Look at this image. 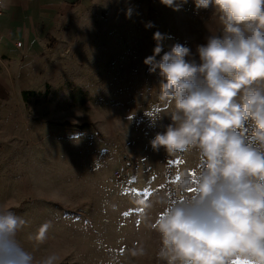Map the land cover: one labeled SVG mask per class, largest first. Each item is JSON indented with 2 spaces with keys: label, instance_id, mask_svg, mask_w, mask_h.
Segmentation results:
<instances>
[{
  "label": "rangeland",
  "instance_id": "rangeland-1",
  "mask_svg": "<svg viewBox=\"0 0 264 264\" xmlns=\"http://www.w3.org/2000/svg\"><path fill=\"white\" fill-rule=\"evenodd\" d=\"M70 17L77 27L67 31L76 35L48 39L29 88L34 94L13 121L19 135L5 134L1 143L19 146V178L50 200L42 222L56 227L45 232L44 247L58 255L57 264H164L150 226L157 198L173 196L177 176L194 168L197 156L152 150L149 141L171 121L145 115L163 102L158 70L149 73L143 61L157 31V59L180 43L198 60L196 46L219 31V22L211 7L196 10L193 0L179 11L159 0H100ZM11 123L7 117L5 129ZM138 246L143 255L133 254Z\"/></svg>",
  "mask_w": 264,
  "mask_h": 264
},
{
  "label": "clouds",
  "instance_id": "clouds-1",
  "mask_svg": "<svg viewBox=\"0 0 264 264\" xmlns=\"http://www.w3.org/2000/svg\"><path fill=\"white\" fill-rule=\"evenodd\" d=\"M8 2L0 0V8ZM159 2L179 11L186 0ZM193 3L196 10L211 7L220 25L196 46L198 60L180 43L157 59V31L153 54L143 61L149 73L158 70L163 102L145 115L171 121L149 141L152 150L197 156L195 167L177 176L173 196L157 198L150 225L159 234L156 255L164 264H264V0ZM25 223L11 209L0 213V264H57L55 252L37 258L19 242ZM48 227L29 239H42ZM144 252L138 246L133 254Z\"/></svg>",
  "mask_w": 264,
  "mask_h": 264
},
{
  "label": "crops",
  "instance_id": "crops-1",
  "mask_svg": "<svg viewBox=\"0 0 264 264\" xmlns=\"http://www.w3.org/2000/svg\"><path fill=\"white\" fill-rule=\"evenodd\" d=\"M100 0H9L0 16V213L11 209L26 221L18 231L19 242L37 258L46 253V239L29 234L47 223L42 220L49 214L44 196L37 195L34 188L21 181L18 176V161L15 155L19 146L1 143L5 134L19 135L13 121L19 120L23 99L22 92H33L29 88L34 85L35 72L39 60L46 55L49 38L55 35H76V30L68 32L76 21L81 8H97ZM19 43L17 47L15 44ZM29 89V90H28ZM34 93V92H33ZM28 96V95H27ZM7 117L11 119V128L4 127ZM7 157V160L4 158ZM10 173L5 175V173ZM38 201V203H36ZM44 201V204L40 203ZM38 204V205H37ZM49 225L46 232L52 231Z\"/></svg>",
  "mask_w": 264,
  "mask_h": 264
},
{
  "label": "trees",
  "instance_id": "trees-1",
  "mask_svg": "<svg viewBox=\"0 0 264 264\" xmlns=\"http://www.w3.org/2000/svg\"><path fill=\"white\" fill-rule=\"evenodd\" d=\"M33 95L34 93L33 92H22V97H23V99H26V97H27V95Z\"/></svg>",
  "mask_w": 264,
  "mask_h": 264
},
{
  "label": "built area",
  "instance_id": "built-area-1",
  "mask_svg": "<svg viewBox=\"0 0 264 264\" xmlns=\"http://www.w3.org/2000/svg\"><path fill=\"white\" fill-rule=\"evenodd\" d=\"M4 8V7H3ZM3 8H0V16H1V14L3 13ZM17 47H19L20 46V44L19 43H16L15 44Z\"/></svg>",
  "mask_w": 264,
  "mask_h": 264
}]
</instances>
